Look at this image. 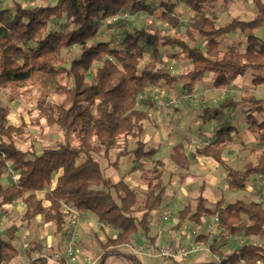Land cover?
<instances>
[{"label": "trees", "instance_id": "1", "mask_svg": "<svg viewBox=\"0 0 264 264\" xmlns=\"http://www.w3.org/2000/svg\"><path fill=\"white\" fill-rule=\"evenodd\" d=\"M217 1L180 0L195 15L185 25L187 41L194 42L199 37L203 42L201 48L170 36L167 29L154 27L123 28L120 47L94 40L99 24L108 23L102 22L104 19L116 17L117 21L124 12L149 13L138 0H55L54 5L31 9L12 3V13L0 10V91L12 87L27 95L36 87V118L31 125L39 126L43 120L62 135L60 143L40 154L21 151L15 139L24 134L27 125H10V109L0 105V179L9 172L17 176L6 187L0 184V211L19 201L24 207L22 222L30 224L42 217L43 223L54 225L57 233H62L66 225L67 214L62 206L92 215L101 228L106 226L116 233L102 245V261L107 254H113L131 264H140L137 258L119 250L129 246L138 232L148 238V218L157 211L165 195V164L155 159L156 149L146 151L141 141L154 103L141 98L148 88L160 85L168 91L181 87L191 94L207 73L214 74L212 87L216 90L228 88L248 71L253 74V87L264 85V42L253 32L264 27V3L252 0L256 8L253 19L242 21L236 17L218 26L207 13V8ZM231 1L222 0L223 4ZM163 6L161 18L175 30L180 25L173 14L176 5ZM235 32L245 35V47L241 48L239 43L222 52L221 39ZM73 46H79V55L65 67L63 51ZM160 48L179 50L178 56L189 62V69L171 74L161 59ZM148 52L151 60L141 66ZM92 68L87 81L85 73ZM244 94L239 102L229 99L217 107L203 108L199 120L204 125L221 121L227 109L247 105V130L263 145L264 98L257 99L248 91ZM139 105L143 109H138ZM235 132L233 126L221 124L214 139L196 149L195 154L224 169L229 190L243 191L250 176L264 175V151L242 173L233 169L224 160V154L233 144ZM128 140L135 142L133 150H129ZM111 150H117L113 162L109 159ZM128 154L134 160L129 173L139 172L145 186L142 198L125 181L113 182L105 176L97 159L100 155L105 167L111 168L117 167L119 159ZM202 191L179 212L176 227L188 222L200 225L205 215H217L222 230L209 242L212 254L218 255L230 237H264L263 203L219 200L211 211ZM17 231L12 225L0 234V264H10L16 258L12 241ZM196 240L207 242L204 235ZM36 251H41L38 244L23 250L26 264H47L42 255L33 257ZM258 263L264 264V248L244 244L219 263L214 260L209 264Z\"/></svg>", "mask_w": 264, "mask_h": 264}, {"label": "rangeland", "instance_id": "2", "mask_svg": "<svg viewBox=\"0 0 264 264\" xmlns=\"http://www.w3.org/2000/svg\"><path fill=\"white\" fill-rule=\"evenodd\" d=\"M138 1L145 5L150 10V12H124L121 16H119V19L116 22H108L105 24L100 23L94 40L110 42L113 45L120 47L119 43L123 28L138 29L145 27L149 29L150 27H154L158 29H167L170 36H178L187 41V38L184 34L185 25L195 15L189 12L180 3V0ZM12 3H18L25 9H31L36 6L54 5L55 0H0V10H8L12 13ZM165 3H173L176 5L173 14L179 18L180 25L175 30L171 29L170 26L167 25L161 18L162 14L164 13L163 4ZM207 13L214 17L218 26H224L236 17L244 21L253 19L256 13V8L252 0H232L227 4H223L222 0H218L217 3L211 8H207ZM102 22H104V20ZM253 32L259 38V40L264 42L263 26L254 29ZM244 41L245 35L241 34L240 32H235L221 39L220 50L223 52L228 46L238 45L239 43H241V48H243L245 47ZM188 44L190 46L200 48L203 46L202 39L199 37L196 38L194 42L189 41ZM178 53L179 50L175 48H160L161 59L171 74L185 72L190 67L189 62L183 59L181 56H178ZM78 55L79 46H73L68 50H64L62 54L64 66L68 67L70 62L74 58H77ZM150 60L151 53L148 52L145 54L144 60L141 62V66ZM92 72L93 68L90 71H86L85 76L87 81L90 80ZM251 73V71H248L246 73L247 76L242 81V85H240V83L237 84V86L234 87V90L229 93L232 95V99H235L239 102L241 97L245 95L244 93L246 91L249 92V89L255 91L257 89V87H253L248 82V80L253 77V74ZM205 77V81H207L210 77L214 78V74L207 73ZM245 83H247V85H244ZM37 91V88L33 87V91L25 95L21 93V90L12 87L3 88L0 91V105L10 109V114L8 117L10 125L19 126L22 123L27 125L24 134L21 137L15 139L16 147L21 151H34L36 154H40L42 150L53 148L58 143H60L62 141V135L56 127L49 128L46 126L43 120L39 122V126L31 125V123L36 118L34 107ZM211 93L212 94H204L200 90H196L194 93L187 94L181 89V87H178L172 91H168L163 89V85H160L159 88L155 90V92H146L145 95L147 96L144 95L145 97L143 96L141 98V101H145L146 99L153 100L159 105V109H167V118L169 114L175 115L180 113V111H187L186 114L188 118L183 125L177 121L176 125H170L167 129H163V124L161 126L162 131H160L163 135L169 137V140L166 141V143L161 147V160L163 159V161L166 162L164 174L162 176L163 185L167 191L172 192L173 197H175L176 194H180V191L182 190L185 192V198L182 200V202L172 206H170L171 201H169V203L165 205L164 209L162 208V202L157 211L159 210V213L163 218L167 216L172 220L177 221L176 225L178 223L179 212L187 203L195 199L200 194L199 188L201 185L204 186L202 195L206 198V207L211 211L214 209V206L218 200H223L225 203H233L237 200H244L247 202L254 201L264 204V175L250 176L246 182L245 190L232 191L228 189L227 176L225 175V171L222 167L209 160L203 163H198L195 161V150L200 148L204 143L208 142L206 138H202L204 129L201 125L196 124L197 120L199 119V115L201 114L204 107H217L220 103L226 101V92L216 90L214 92L212 91ZM55 100H57V98H55ZM172 100H176V104L167 106L166 104ZM240 105L233 110L234 114L232 117V122L236 125V132H239L241 137H239L238 133H235V135L238 136H234L235 141L233 144L229 145L228 150L225 152V161L233 169L242 173L247 164H254L257 161L258 156L264 151V144H258L256 141V136L248 132L247 123L245 122L244 117V115L247 114L248 106L243 104L241 106ZM138 109H143V107L139 105ZM180 114H178V116H180ZM162 118V123H164L166 117L162 116ZM215 126L218 127V123H215ZM145 130V133L147 132V138L145 134L141 138V141L144 143L145 150L149 151L152 149L150 141L158 128L148 124L145 126ZM246 132H248V135H246ZM189 134L194 135L192 140H189L187 137L184 138L185 140L182 139V137H185ZM146 141L148 143H146ZM128 144L129 150H133L135 148V142L133 140H128ZM176 145H187L188 161H185V159L182 160L180 156V158H178L176 154H180V149H176L175 154H173L174 150L171 148L172 146ZM116 153L117 150L110 151L109 159L111 162L115 160ZM170 155L176 156V159H174L176 161H174ZM199 157L205 159L201 156ZM97 159L102 164L104 170L107 169L100 155L97 156ZM81 161L82 159H80L78 163ZM133 162V156L128 154L119 159L117 167H111L108 172H105V174L107 177L109 176L113 182L123 180L128 183L127 176L133 165ZM132 174L134 176H132L129 180V184L132 185V189L137 193V195L142 198L146 190L144 183L141 181L140 173L135 172ZM138 175L139 178H137ZM16 179L17 176L13 172H9L0 179V184L6 187L11 183H14ZM171 204L174 203L171 202ZM7 207L8 208L4 206L3 211H0V234H2L12 225H15L18 228V231L15 235L16 238L14 241H12L13 246L17 250V256L10 264H26L27 258L25 257L23 250L33 247L34 244L40 245L41 251L39 253L37 251L34 252L33 257L35 258L36 256L42 255L47 260V264H110L107 260V256L103 260L104 263L102 262L101 257L103 256L104 251L102 245L105 244L109 238L114 237L116 233L111 228H101L97 221H90L89 218H87L88 215H84L85 213L78 211L80 214L73 217L67 214L66 225L62 233H57L54 225L43 223L42 217H37L30 224L22 222L21 215L23 213V205L19 201ZM213 217V214L205 215L200 225H195L191 222L188 223L189 227L196 231V235L192 237H186L185 234H182L183 237L181 235V241H189L188 244L186 243L183 245V248L190 249L192 244L199 242L196 240L197 236L203 235L206 232L208 225L213 222ZM77 224L78 227L76 231V238L72 243L77 261L71 262L66 258V253L69 243L71 242V234L74 231L73 228ZM95 224L99 226L98 230L93 229ZM170 224L172 225L171 222L169 225ZM176 231L177 234H180L182 229L177 227ZM148 239L150 238L148 237ZM80 243L87 246L88 248L83 246V248L85 247L86 250H82ZM244 244H252L264 248V237H240L238 242L235 241L233 237H230L228 239V243L221 249L218 255H214L211 252L207 254L213 256L214 258H224L234 249ZM144 245L145 242L139 245L140 247H137L142 248ZM151 245L154 247L152 243ZM181 245L182 244L180 243V246ZM77 247H81L79 248L81 249L80 252H76ZM120 252L125 253L124 251ZM129 255L136 258V255L130 254V251ZM88 257L89 259H86ZM114 258L119 261L116 264H131L126 259H119L116 257ZM142 259L144 263L165 264V261L161 260L160 258L151 259L146 256H138V261Z\"/></svg>", "mask_w": 264, "mask_h": 264}, {"label": "crops", "instance_id": "3", "mask_svg": "<svg viewBox=\"0 0 264 264\" xmlns=\"http://www.w3.org/2000/svg\"><path fill=\"white\" fill-rule=\"evenodd\" d=\"M242 21H244V20H242ZM246 76L247 75H245L243 78H237L228 88H226L224 90H220L221 92H226V94H225L226 100H229L230 99V100H233L235 102H238L237 100L232 99V95L229 94V93H231L232 90H234V87H236L237 84L240 83V85H242V81H243V79ZM251 79L252 78H250L248 80V82H249L250 85H251ZM205 80H206V77L204 76V78L202 79V81L199 82V83H197L194 86V89H193L192 93L196 92V90H200L204 94H212L211 93L212 91L213 92L216 91V89H214L212 87V83H213L214 78H211L210 77V78H208L207 81H205ZM244 85H247V83H245ZM158 88H159V86H157V87H150V88H148L147 92L153 93ZM163 89L166 90L164 88V86H163ZM249 92H250V94L252 96L256 97L257 99H259V98L262 99V98H264V85L258 86L255 91L249 89ZM145 96H147V95H145ZM153 103H154V107H153V110H152V113H151V121L149 123L145 124V126L148 125V124H151L153 127L158 128V130H156V132L153 134L152 139L150 141L151 142L150 144L152 145V148L156 149V151H157V153L155 155V159L156 160H161V157H162L161 147H162L163 144L166 143V141L169 140V137H167L166 135H163L162 132H160V131H162L161 126L164 124L163 125V129H167L168 126H170V125L171 126L176 125L177 124V121H179L181 123V125H183L187 121L188 116L186 114L187 111L184 110V111H180L181 114L178 113V114H180V116H178V114H175V115L169 114V116L167 118V116H166V115H168L167 114V112H168L167 109L166 110L159 109V105L156 104V102H154V101H153ZM238 107H239V105H238ZM233 114H234L233 113V110L227 109L225 111V119L224 120H221V121H211V122H209V123H207L205 125L204 124H201L200 120L198 119L197 122H196V124L197 125L198 124L201 125L202 128L204 129V133L202 134V138H206L208 140V142H210L211 140H213L214 137H215V133H216L218 127L221 124L231 125L234 128H236V125L233 124V122H232ZM162 116H165L166 117V120L164 121V123H162V119H163ZM245 116H246V114L244 115V117ZM170 118H171V120H170ZM215 123H218L219 126L216 127L215 126ZM145 126H144V135L146 134V138H147V132L145 133V131H146L145 130ZM235 133L236 134L238 133V135H239V132H235ZM246 133H247L246 135H248V132H246ZM232 135H233V141H235L234 136H236V135L234 133ZM193 136L194 135H192V134L190 135L189 134V135H186L185 137H182V139H184V138L187 137V138H189V140H192L193 139ZM239 137H241V136L239 135ZM146 143H148V142L146 141ZM171 149L174 150V153L173 154H175L176 149H180V154L179 155L176 154V155L178 156V158L181 157L182 160L185 159V161H188V156H187L188 155L187 154L188 147H187V145H183V146L182 145L181 146L176 145V146H172ZM109 156H110V154H109ZM170 156L172 157L173 160L176 159V156H174V155H170ZM207 160H209V159H207V158L202 159V158H200L199 156H197L195 154V161L196 162L203 163V162H207ZM224 160H225V154H224ZM162 161H163V159H162ZM174 161H176V160H174ZM176 163H178V162H176ZM164 164L166 166V162H164ZM109 170H110V168H107V169H105L103 171L105 176H106L105 172L106 171L108 172ZM226 174L227 173L225 172V175ZM132 176H134V175L128 173V176H127L128 184L130 183L129 180L131 179ZM137 178H139V175H138ZM129 186L132 188V185L131 184H129ZM201 189H203V191H204V186L203 185H201V187L199 188V192H200ZM42 193L44 194L45 192H42ZM184 198H185V192H183L182 190L180 191V194H176V196L173 197L172 192L171 191H167L165 189V195H164V198H163V204H162L163 206H162V208L164 209L165 205L168 204L169 201H171L172 203H174V204H171V202H170V206H172V205H176V204L182 202V200ZM165 199H166V201H165ZM9 206H11V205H9ZM6 208H8V207L6 206ZM23 208H22V211L24 210ZM84 215L87 216L88 214H84ZM87 218H89L90 221L91 220L96 221V218L94 216H92V215H88ZM170 222L172 223V225L171 224L169 225ZM176 222L177 221L172 220L169 217H168L167 220H164L163 217L160 215L159 210L157 212H155V213H152L149 216V219H148V223H149V236L148 237L150 239H152V242H151L150 239H148V238L145 237V235L143 234V232H138V234L136 236H134V238L132 240V243L128 247H122V248H120V251H124L125 253L128 254L129 251H130V249L132 247L133 248H136L137 246L143 244L144 242L145 243L146 242H150V243H152L154 245V248H158V247L163 246V245H165V244H167L169 242L174 241L179 246H180V243H181L182 244L181 246L183 247V245H185L186 243L188 244V242H189V241H185V240L184 241H181L182 240V237H183L182 234H185V231H184L185 228L186 227H189V224H188L189 222L183 224V226L181 227L182 231H180V234H177V231H178V230L176 231V228L177 227L175 228ZM181 235H182V237H181ZM81 246H82V248L81 247H77V251L76 252H80L81 249L85 251L86 248H88L87 246H85L83 244H81ZM83 246H85L86 248L85 247L83 248ZM139 247H137V248H139ZM79 248H81V249H79ZM106 256L108 257L107 260L109 261L110 264H116L117 262H119V261H117L114 258V256L112 254H107ZM136 258L138 260V257H136ZM86 259H89V257L86 258ZM151 259H155V258H151ZM213 261H214V257L213 256H210L209 254H207L205 252H197V253L191 254L185 260L175 259V260L165 261L164 263L165 264H169V263L170 264H209V263H212ZM102 262L104 263V261H102ZM139 262H140V264H150V263H146V262L144 263L143 259L142 260H139Z\"/></svg>", "mask_w": 264, "mask_h": 264}, {"label": "built area", "instance_id": "4", "mask_svg": "<svg viewBox=\"0 0 264 264\" xmlns=\"http://www.w3.org/2000/svg\"><path fill=\"white\" fill-rule=\"evenodd\" d=\"M262 3H264V0H259ZM116 17H112L109 19H104V22H114L116 21ZM176 104V100H172L171 102L167 103V106H172ZM208 143V142H207ZM207 143H204L201 147H204ZM63 211L68 214L71 215V217L73 216H78L80 213L78 211H76L73 208L67 207V206H62ZM164 220H167L168 217H164ZM99 226H101L100 224H98ZM97 224H95L93 226L94 230H98L99 226ZM77 227L78 224L76 226H74V231L71 234V242L69 243L68 246V250L66 253V258L68 260H70L71 262H76V256H75V252L73 249V241H75L76 238V231H77ZM104 228H109V227H104ZM222 227L218 221L217 215H214L213 217V222L210 223V225H208L206 232L203 234L206 239L207 242L206 243H201V242H196L195 244H192L190 249H185L181 246H178V244L174 243V242H169L163 246H160L158 248H154L151 243H145V245L142 248H131L130 249V254L132 255H136V257L138 256H146L149 258H160L162 260L168 261V260H175V259H179V260H185L187 259L191 254L193 253H197V252H205V253H210V244L209 242L219 233L221 232ZM185 235L186 237H192L194 235H196V231L191 229L190 227H186L185 228ZM235 241H239V236H235L233 237ZM240 243V242H239ZM223 259V257H219V258H214L216 263H219L221 260ZM261 264V263H258Z\"/></svg>", "mask_w": 264, "mask_h": 264}]
</instances>
